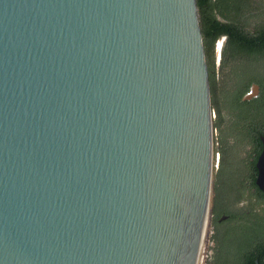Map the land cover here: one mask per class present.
<instances>
[{
  "label": "water",
  "instance_id": "95a60500",
  "mask_svg": "<svg viewBox=\"0 0 264 264\" xmlns=\"http://www.w3.org/2000/svg\"><path fill=\"white\" fill-rule=\"evenodd\" d=\"M212 163L197 0H0V264H198Z\"/></svg>",
  "mask_w": 264,
  "mask_h": 264
},
{
  "label": "flooded vegetation",
  "instance_id": "af4514ba",
  "mask_svg": "<svg viewBox=\"0 0 264 264\" xmlns=\"http://www.w3.org/2000/svg\"><path fill=\"white\" fill-rule=\"evenodd\" d=\"M227 42L226 35L215 42L211 71L208 65L214 79L212 188L198 264H264V109L257 102L262 87L232 61ZM254 74L264 79V69ZM255 85L258 94L245 99Z\"/></svg>",
  "mask_w": 264,
  "mask_h": 264
},
{
  "label": "trees",
  "instance_id": "16d2710c",
  "mask_svg": "<svg viewBox=\"0 0 264 264\" xmlns=\"http://www.w3.org/2000/svg\"><path fill=\"white\" fill-rule=\"evenodd\" d=\"M254 0H197L201 29L209 69L214 64L215 42L223 35L228 37L227 50L233 62H239L241 71L251 82L261 84L262 92L259 106L264 109V79L256 77L258 68L264 69L261 59L264 58V5L260 4L262 16L254 25L243 20L252 8ZM210 83L214 85L210 75ZM253 79V80H252ZM246 83L243 88H248ZM264 258V253L261 254ZM249 261L252 258L248 257ZM253 263V261H252Z\"/></svg>",
  "mask_w": 264,
  "mask_h": 264
},
{
  "label": "rangeland",
  "instance_id": "374dc122",
  "mask_svg": "<svg viewBox=\"0 0 264 264\" xmlns=\"http://www.w3.org/2000/svg\"><path fill=\"white\" fill-rule=\"evenodd\" d=\"M260 4L264 5V0H254L252 1V8L249 9V13L246 15V17L243 18V20L247 22H251L252 25L259 22V17L262 16L261 11H259ZM261 64L264 66V58L260 60Z\"/></svg>",
  "mask_w": 264,
  "mask_h": 264
}]
</instances>
